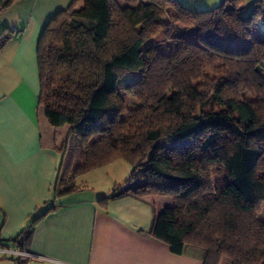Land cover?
<instances>
[{"label":"trees","instance_id":"16d2710c","mask_svg":"<svg viewBox=\"0 0 264 264\" xmlns=\"http://www.w3.org/2000/svg\"><path fill=\"white\" fill-rule=\"evenodd\" d=\"M15 1L0 0V13ZM80 1L57 11L38 41L39 103L55 125L71 122L63 155L71 135L80 143L72 175L122 159L137 182L113 198L172 197L173 207L154 218L151 234L173 252L194 246L204 264L223 257L264 264V197L251 196L253 171L264 169V33L258 30L264 0L247 10L245 0L202 9L146 0L153 7L139 25L132 17L140 8L129 15L119 0H99L91 13L75 12ZM172 25L193 29L195 40L174 33ZM162 31L167 51L152 42ZM134 62L141 64L140 76L124 89L140 105L126 116L114 108L101 115L115 79ZM210 98L226 111H206ZM219 135L227 140L225 154L215 150L222 146ZM197 149L209 154L183 166ZM218 165L226 177L215 181Z\"/></svg>","mask_w":264,"mask_h":264},{"label":"crops","instance_id":"0c3cea01","mask_svg":"<svg viewBox=\"0 0 264 264\" xmlns=\"http://www.w3.org/2000/svg\"><path fill=\"white\" fill-rule=\"evenodd\" d=\"M71 1L17 0L0 13V40L10 34L0 43V264H204L200 248L175 253L151 234L172 197L113 198L131 181L126 161L72 175L81 160L78 140L71 135L63 155L71 122L55 125L39 103L38 65L43 28ZM98 1L81 0L74 10L91 13ZM179 1L202 9L222 0ZM119 2L129 15L153 6Z\"/></svg>","mask_w":264,"mask_h":264},{"label":"rangeland","instance_id":"374dc122","mask_svg":"<svg viewBox=\"0 0 264 264\" xmlns=\"http://www.w3.org/2000/svg\"><path fill=\"white\" fill-rule=\"evenodd\" d=\"M128 5H126L127 7ZM216 6V5H213ZM246 10L251 7L249 3L245 4ZM125 7V8H126ZM153 7V6H151ZM209 8V7H208ZM141 10V15H134L132 17V20L134 24L138 25L139 21H141V16L142 13L143 15L147 16V8L143 7L140 8ZM149 11V10H148ZM176 24H174L175 26ZM172 29L174 30V33H178L185 38H188L190 40H195V31L193 29L185 28L184 26L178 28H174L172 25ZM258 30L261 33H264V24H260L258 27ZM164 32L162 31L159 35H157L155 38L152 39L153 44L163 50L167 51L170 47V42L169 40L165 39ZM140 69H141V64L134 62L128 69V71L125 73L124 76L119 77L118 79H115V89L113 90L112 93L108 94L105 96L104 99V107L102 108L101 115H105L108 111L109 108H114L117 111H119L122 116H126L127 110L128 109H133L136 108L140 105V101L130 92L126 91L124 89V86L128 82L135 81L139 76H140ZM196 85V82L193 83V86ZM191 94H195L196 92L190 91ZM173 97V94L170 95ZM206 111H226V107L221 106L219 103L216 102L214 98H210L208 103L205 106ZM219 140L222 143V146L215 149L216 151H220L223 154L226 152V145H227V140L224 135H219L218 136ZM264 138V135H263ZM178 143H183L178 142ZM79 146L78 148V155L81 151L80 143H78ZM164 150L166 149L165 146H163ZM81 154V153H80ZM207 154H209V150H201L197 149L193 156L190 157L187 161L183 163V166H188L189 163L191 162H199L205 157ZM119 162L126 163L124 160H118ZM116 172H119L118 170ZM226 177V172H225V166L223 165H218L214 169V175L213 179L215 181L222 180L223 178ZM136 179H133L131 181H127L125 185H122L121 187L124 189L127 186H132L136 183ZM149 196V195H148ZM153 196V195H151ZM251 196L256 198V197H264V169L263 168H257L255 171H253L252 174V184H251ZM170 199V198H169ZM260 218L264 220V203L262 204L261 212H260ZM224 260V264H232V261L228 257H223L220 264H222V261Z\"/></svg>","mask_w":264,"mask_h":264},{"label":"built area","instance_id":"2783aa9c","mask_svg":"<svg viewBox=\"0 0 264 264\" xmlns=\"http://www.w3.org/2000/svg\"><path fill=\"white\" fill-rule=\"evenodd\" d=\"M2 250L6 251L5 249H2ZM16 252H18L19 254H22V255L27 254L26 252L20 251V250H16Z\"/></svg>","mask_w":264,"mask_h":264}]
</instances>
